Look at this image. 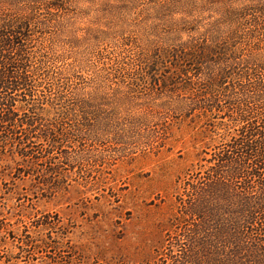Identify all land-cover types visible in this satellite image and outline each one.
Masks as SVG:
<instances>
[{
    "label": "rangeland",
    "instance_id": "374dc122",
    "mask_svg": "<svg viewBox=\"0 0 264 264\" xmlns=\"http://www.w3.org/2000/svg\"><path fill=\"white\" fill-rule=\"evenodd\" d=\"M33 4L0 0V17L30 16L29 69L66 84L34 72L41 121L21 125L14 96L19 119L0 123V264H264V170L214 173L264 124V0ZM76 92L102 136L52 148L47 125L84 123Z\"/></svg>",
    "mask_w": 264,
    "mask_h": 264
},
{
    "label": "trees",
    "instance_id": "16d2710c",
    "mask_svg": "<svg viewBox=\"0 0 264 264\" xmlns=\"http://www.w3.org/2000/svg\"><path fill=\"white\" fill-rule=\"evenodd\" d=\"M28 1L37 3L28 6L30 10L28 14H30L31 12L32 15L38 12V4L42 6V9L44 11H47L48 17L52 16L54 12L57 13V11H61V9H64V0ZM14 7L16 8V4L14 5ZM29 24H31V18L28 15L22 18L2 19V17H0V123L13 122L12 124H10L13 125L15 124V119H19L18 114L14 112L13 107L15 102L17 101L16 97L20 96L22 97L20 101L28 104L26 110L32 113V115L24 116L27 119L25 122H22L21 125L25 123L29 126V128H31V125H33V123L35 124L42 119L41 118L38 120V118H35L38 117L37 114H39L37 111H35L38 110V108L33 109V105L31 104L32 101L35 103L33 99L36 96L35 90L38 88V84H36V81L33 78L34 72H37V80H52L51 82L53 91H55L56 88L59 89L60 87H63L64 84H66L63 83L64 80H66V77L64 76V74L59 73V75L54 80L59 78L58 80L60 81H53V76L45 73V69L43 67L41 68L40 65H42L43 61L42 63L41 61H37V63H39V66H36L37 68L33 67V69H29L30 53L28 52V44L29 42H31L33 36L31 30L29 29ZM39 32L45 34V29H42ZM39 58L40 56L37 57V59ZM123 71L124 69L118 67L117 69H115V72H113V75L121 76V73ZM70 75L72 77L78 78L75 74V71H71ZM94 79L102 81L104 84L100 85L103 87H105V84L107 82L112 81L108 76L107 70L105 69H101L97 74H94ZM100 85H97L96 88L99 89ZM96 88L93 90L97 92ZM41 91L44 92L45 96L36 103L39 108H43L42 105H49L52 102V93L47 95L45 94V91ZM76 93L78 95H75L74 98L76 99H74L73 103L77 108L76 110L81 114V116H79V120L81 121L82 119L84 123L81 122V124L77 123L70 125L71 123L69 124V119L71 118L67 115V112H64L65 115L59 117L58 121H55L51 127L47 125L48 127H46L45 130H42V137L46 141V143H50L52 145V148L54 147L58 149L62 144L64 146L65 142L74 144L76 142L80 145L82 141L88 139H86L87 135L91 137L89 138L90 140L96 141H99L100 137L102 136L101 133H98L99 131L95 130L94 124L89 123V117H91V119L93 120L97 119V111L94 109V105L84 101L83 98L79 99L78 97H80V95L78 92ZM61 95L62 94H57V96ZM90 95L93 97L95 93L91 92ZM62 98L63 97H59L58 100L60 101L62 100ZM23 114L27 113L23 112ZM241 117H243L242 119H247L245 118V115H241ZM260 127L261 129L258 130L254 127L251 130L246 129L244 132L246 133V137L235 143L237 150L236 155L238 156V160L237 158L226 156L225 153H223V157L220 159L221 163L218 165V170L214 172L215 174L219 172V174L217 175L218 177L224 176L222 175V168L228 167L227 163L229 162H231L232 164H239L242 173L245 172L249 175H254L256 173L247 172L246 170H248V168L252 170V167H255L260 170H264V124L260 125ZM252 135L259 136L261 138L260 140H256V142L253 143V141L251 140V138H253ZM246 161L251 162L252 165L249 167L245 164ZM228 172V175L241 173L237 172L236 168L234 169V166L232 170Z\"/></svg>",
    "mask_w": 264,
    "mask_h": 264
}]
</instances>
